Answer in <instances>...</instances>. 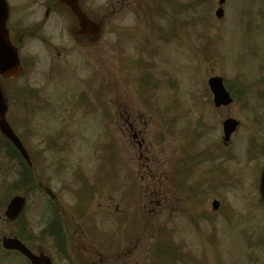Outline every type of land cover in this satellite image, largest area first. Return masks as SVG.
I'll list each match as a JSON object with an SVG mask.
<instances>
[{"label": "rangeland", "instance_id": "374dc122", "mask_svg": "<svg viewBox=\"0 0 264 264\" xmlns=\"http://www.w3.org/2000/svg\"><path fill=\"white\" fill-rule=\"evenodd\" d=\"M8 1L10 8H14L15 11L19 8L14 27L19 26L20 30H23V24L27 22V27L32 31L39 29L44 31V26L41 24L39 28L35 27L43 13L41 2L44 0ZM131 2L134 6L138 1L131 0ZM173 2L176 8L171 17L177 22L179 39L185 42L189 40L194 51L192 50V54L189 53L191 46L188 42L185 43L187 51L181 49L175 52L174 43L170 44L174 42L172 38H169V45L165 47L153 46L152 42L145 47L143 42L131 39L144 50L158 49L167 52L163 60L164 78L161 75L162 66L153 63L154 57H147L146 53H141L148 62L154 64V69H148L147 72L153 75L150 81L154 78L158 80L160 92L148 89V83L145 82L138 92L147 93L139 99L138 92L135 93V85L127 83L125 88L128 89L124 91L125 96H123L125 100L121 98L122 102L138 114L140 126L150 136L149 144L157 153L161 152L162 159L159 160L156 154L157 163L153 162V176L167 186V195L159 197L160 204L158 197L151 193L158 180L145 185V190L138 191L134 188L138 181L135 174L130 173L132 179L127 176L124 177V181L121 177H115L118 161L111 171L107 169L104 149L107 138L106 133L102 132L105 130L101 117L98 119L93 115L84 116L81 112L73 113L72 104L65 103L71 98L70 94L75 92V84L79 86L78 81L84 84V89L86 86L88 91L94 92L93 81H90L98 78V72L83 66V61L88 63L89 56L91 62H95L94 58L106 61L104 58L108 55L107 46L110 39L108 33L111 28L125 30L134 28L140 36L150 33L146 31L144 21L139 18L142 14L140 11L133 7L131 10H125L122 15L112 19L110 26L109 0H82L84 11L101 26V35L95 46H90L87 42L80 43L79 40H69L67 31L71 20L65 16V21L59 23L57 19L61 15H52L46 22L44 33L51 36L53 44L66 48H61L65 51L64 61L61 60L62 63H58V66L54 64L50 68L45 55L48 52H43L44 47L40 46L39 41L29 36L23 40L24 47L19 51L24 66L22 76L2 82L1 86L9 99L7 118L12 129L31 154L35 179L37 182L49 185L58 195L59 210L63 213L65 210L66 220L72 218L73 210L76 209V199L73 194L79 188L78 180H73L71 174L81 172L87 177L85 181L91 185L95 184L97 176L107 180L94 185L96 189L91 192L92 197L86 208L87 192L85 190L78 192L80 194L78 211L84 210V214L76 220L80 223L94 222L95 229H88L89 225L83 226L86 228V230L83 228L86 237L81 238L77 236L76 231L68 229V222L62 223L66 232H69L72 246L75 247L76 242L80 244L77 251L76 249L74 251L75 256H72L71 252L68 253L73 257L72 263L68 261L69 264H81L89 256L95 258L92 264H264V213L261 212L262 209L255 208L257 196L255 193L253 195V173L256 166L248 158L252 134L259 137L264 135V69L260 71L264 67V0H226L221 20H217L214 16L217 4L212 5L209 0H173ZM114 3L119 4V0H114ZM145 3L150 2L143 0L138 8L146 9ZM153 3L157 10L164 6V0ZM185 7L189 8L185 9ZM58 27L60 35L56 39L57 34L52 35V33ZM154 27L161 31L170 28L164 19L161 21L159 19ZM28 31L23 30L17 35L13 33L12 36L17 39L21 33L25 34ZM137 31L134 32V36ZM167 32L173 33L175 30L170 29ZM127 42H124L122 49L127 51L129 47L128 51H130L132 47L130 42L127 46ZM71 45H75L76 48H69ZM113 47L115 51L121 50L119 43ZM176 47H181L179 42H176ZM203 52L207 53L203 54ZM79 56L83 57V61L79 60ZM219 56L221 59H218ZM157 57L160 63L159 54ZM68 64L73 70L69 69ZM58 67L65 70L62 76L65 79L69 77L65 74L71 72L70 79L73 81L67 79L66 85H57L61 76L59 77L57 73L54 76H47L52 68L58 69ZM212 74L223 77L226 85L228 84L235 92V101L218 114L207 111L203 119L208 120L209 125L212 124L211 122L217 123L212 133L214 137L218 134L220 120L228 116L240 122V129L232 137L230 149H227L232 151V153L228 152L232 158H230L231 162L225 163L224 176L222 181L218 182L222 189L214 186L215 188L209 190V193L201 194L191 203L180 200L181 205L177 206L187 189L184 187L181 191H177L170 187L173 168L171 155L174 145H179L180 142L167 136L156 139V134L160 133L158 124L154 121L147 122L142 113H139L141 107L138 108L136 103L143 101L157 108L165 115V124L172 131H178V126L183 129L188 128L191 124L190 119L197 118V112L202 110L204 113V109H207L205 103L210 97L206 81ZM165 78L173 86L171 90L178 94H171V100L161 101L164 93L167 90L171 91L165 85ZM102 82L101 88L104 89L108 86L106 83H109V90L114 94L119 92L118 88L124 86H119L116 80L111 82L110 79L105 81L103 79ZM121 93L122 90L119 94ZM183 111L188 115L185 120L180 116ZM147 113L158 120L153 113ZM255 119L260 122L257 128L253 127ZM258 140L263 142L261 138ZM53 142H56V146L52 145ZM202 142L198 143L197 150H201L199 146L203 145ZM184 144L187 149L192 148L187 142ZM119 148L121 153L119 156L125 162L128 161L126 150L120 145ZM197 150H189L188 158H192ZM236 152L239 154L237 161L234 160ZM98 157H101L100 163ZM130 162L129 160L128 164ZM97 166L102 167L99 174L96 170ZM190 167L187 173H182V178L187 180L186 186L196 190L204 183L205 165L200 163ZM23 170L24 167L19 165L14 157H10L8 149L0 140V239L4 235H12L13 231L17 233L23 231L26 235L35 236L44 228L40 216L45 198L38 190L32 193L29 182L27 185L17 184L19 174L23 173ZM128 170L131 172L130 166ZM117 172L120 173V169ZM212 179L217 183L215 178ZM195 180H198V184ZM131 184L133 187L128 188ZM23 194L29 200V205L24 221L16 228L5 221L1 206L12 196ZM213 198H217L220 202L217 212L211 210ZM162 199L171 202L164 203ZM203 214H206L207 218ZM189 220L194 222L192 226L188 223ZM71 225L74 227L73 224ZM196 225L199 229H194ZM172 228L175 234L172 233L171 236ZM106 239L115 240L112 242L114 250L111 253L107 251L110 246ZM164 246L169 250L158 249ZM70 248L68 243V249ZM174 248H177V251H174ZM180 250L187 255L180 256L179 254H182ZM158 252L161 256L159 260L154 256L155 253L158 255ZM124 259L126 261L121 262ZM7 262L4 261L3 264ZM7 264H20V262L12 260Z\"/></svg>", "mask_w": 264, "mask_h": 264}, {"label": "flooded vegetation", "instance_id": "af4514ba", "mask_svg": "<svg viewBox=\"0 0 264 264\" xmlns=\"http://www.w3.org/2000/svg\"><path fill=\"white\" fill-rule=\"evenodd\" d=\"M134 1H138L136 4H140L143 0H134ZM110 6L109 9L111 10L110 12V16H114L116 14H122V12L126 9L127 4L130 6V2L129 0H119V4H115L114 0H109ZM145 7L146 9H155V3L150 4V3H145ZM117 11H115V10ZM52 10V6L51 5H47L46 7V11L47 14L48 12L50 13ZM18 10L16 11V14L18 13ZM156 14L153 12V17ZM152 17V18H153ZM123 35H119V38H121ZM46 52H51L52 51V46L47 45L46 46ZM114 101L112 100H104V105L107 107L109 105L110 109H111V113L113 114L110 119L108 120V124L106 125V127H108V130H111L112 132L114 131L115 133H119V136L122 139H128L129 135H130V141L129 143H136V147H137V153L133 150L132 151V159L134 160H138L139 163H136L137 166V173L141 176V179L144 178V171L146 168H149L148 165H146L149 162V159L147 157H145V154L149 153V148L146 147L145 145V140L144 137L142 136V131H137L140 128V125L137 121V119L135 117L138 116L137 113H135L132 109L128 108L127 105L122 102V101H117V103H115L113 105ZM140 112V110H138ZM131 146V145H130ZM133 148L135 149V145H133ZM219 153H221V149L218 147V150H216V155L217 158H219ZM172 162H173V168H172V180L170 183V187L171 189L176 188V176L178 174V169H177V155L174 154L171 158ZM142 163V164H141ZM159 174H160V169L158 170ZM203 178H208L209 174L208 171H206L204 174ZM157 187L155 189L156 192H158V194H165L166 189L164 188V185L158 181L157 183ZM35 249L37 251H39L40 249H38L37 247L32 248ZM41 252H43V250H40ZM53 264L55 261H53V259H51Z\"/></svg>", "mask_w": 264, "mask_h": 264}, {"label": "water", "instance_id": "95a60500", "mask_svg": "<svg viewBox=\"0 0 264 264\" xmlns=\"http://www.w3.org/2000/svg\"><path fill=\"white\" fill-rule=\"evenodd\" d=\"M58 1L60 5H66L70 7L71 10L79 18H81L80 22L84 21L85 18L81 15L80 11L78 10L76 6V0H58ZM220 2L222 3V0H220ZM220 16H221V12L219 11L217 12V17L219 18ZM6 18H7L6 7H5V4L3 3V0H0V73L3 74L5 77H10L12 75L18 74V69L16 68L18 60L16 56V50L12 48L11 45L9 44L7 33L4 29ZM84 27H87V26H84ZM210 87L215 95L216 101H218L220 104L228 103L226 100V98L228 97L224 93L219 80L211 81ZM220 104H217V105H220ZM6 110H7L6 102L0 90V133L5 138H7L9 141L13 143V145L20 151L24 159H27L26 154L24 150L22 149L20 143L18 142L16 137L13 135L8 124L6 123V120H5ZM234 128H235V123L232 121H228L224 124V132L226 134V138H228L231 132L234 131ZM261 190H263L261 193V198L264 203V173L261 178Z\"/></svg>", "mask_w": 264, "mask_h": 264}]
</instances>
